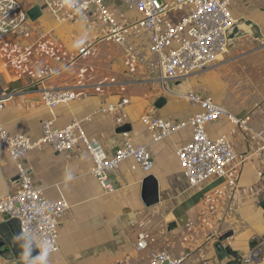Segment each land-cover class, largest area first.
<instances>
[{"label":"crops","instance_id":"crops-1","mask_svg":"<svg viewBox=\"0 0 264 264\" xmlns=\"http://www.w3.org/2000/svg\"><path fill=\"white\" fill-rule=\"evenodd\" d=\"M24 2L26 23L18 33L0 36L6 130L37 138L45 119L56 126L78 120L107 156L122 147L128 132L155 159L150 172L133 159L123 161L108 174L107 189L90 173L93 160L82 143L66 152L48 145L31 151L26 165L35 186L70 205L60 222V249L49 254L48 264H150L151 254L161 250L185 256L183 264H239L231 256L221 258L218 245L236 251L239 262L254 246L253 238L264 236V0H230L236 26L227 50L187 79L196 95L212 97L238 118L250 116L248 129L225 117L207 125L210 137L226 136L244 160L232 164L226 176L195 187L177 156L191 140V127L154 141L142 122L146 115L182 122L200 111L186 93L172 89L173 83L170 91L163 89L150 30L131 28L123 39L109 40L112 25L93 9L56 16L44 0ZM107 5L120 25L141 17L125 0H107ZM187 14L188 9L171 11L167 19L176 24ZM87 44L90 55L79 57ZM61 87L74 89L76 98L47 107L40 90ZM17 175L0 142V197L17 190ZM148 176L157 188L154 201L143 193ZM5 220L0 215V222ZM139 231L148 237L143 250L136 247ZM12 262L0 255V264Z\"/></svg>","mask_w":264,"mask_h":264},{"label":"built area","instance_id":"built-area-1","mask_svg":"<svg viewBox=\"0 0 264 264\" xmlns=\"http://www.w3.org/2000/svg\"><path fill=\"white\" fill-rule=\"evenodd\" d=\"M44 1L56 16L64 14L69 17L93 9L105 22L112 25L110 34L106 37L109 40L123 39L131 28L150 30V50L159 56L160 79L165 91H170L171 83L187 80L192 74L211 66L227 50L229 33L235 25L230 0H125L126 4L134 5L141 17L124 25L116 22L107 0ZM184 9H188V14L178 23L173 24L167 19L169 12ZM27 19L28 12L24 0H0L1 37L6 38L10 34L18 33ZM170 41L175 42L174 47L168 45ZM90 47V44L81 47L79 57L87 58L90 55ZM39 95L49 108L69 103L76 98L75 90L70 87L45 88L40 90ZM185 95L200 105V111L189 120L173 122L146 115L142 122L151 130L154 141L167 138L186 126L191 127V140L178 149L177 156L189 185L195 187L213 177L226 176L229 167L240 160L231 141L226 136L210 137L207 125L225 117L233 124L248 129L250 116L238 118L209 96L200 97L192 91ZM5 107V98L0 96L1 147L15 162L20 183L15 192L0 199V215L6 219H19L22 233L31 232L38 240L50 241L53 246L51 254L60 249V222L70 205L64 199H49L35 186L26 165V158L31 151L48 145L57 152H66L82 143L93 160L90 173L107 189L111 187L108 174L118 169L125 160H135L145 172H150L155 166V159L148 147L135 144L128 132H123L122 147L115 154L107 156L97 141L84 134L82 124L78 120L65 126H56L52 119H45L41 124V134L37 138L25 133L11 134L2 121ZM108 109L111 110V106ZM253 239L254 246L241 256L239 264L262 262L264 236ZM148 246L146 233L139 231L137 249L143 250ZM184 260L185 256L173 257L161 250L151 254L150 264H183Z\"/></svg>","mask_w":264,"mask_h":264},{"label":"water","instance_id":"water-1","mask_svg":"<svg viewBox=\"0 0 264 264\" xmlns=\"http://www.w3.org/2000/svg\"><path fill=\"white\" fill-rule=\"evenodd\" d=\"M235 26L236 25H234V27L231 29L229 33V39L231 37L230 35L235 32ZM172 89L179 93H188L190 91V86L188 85L187 80H182V81L174 82L172 84ZM15 181L19 185L20 178L18 175ZM143 193L145 196L150 195L151 197H154L152 198L151 201L157 199V188L153 187L152 176H148L147 178H145ZM6 196H1L0 199ZM20 235H22V231H21V224L19 219H15V218L6 219L5 221L0 222V255L3 256L4 258L14 261L12 262V264H23V258H22L23 248L21 247L23 241H20L18 239V236ZM226 237L227 235L224 236L221 240H224ZM33 243L34 244L32 247L31 256L34 258L35 256L40 254V249L38 248V246L35 245V242ZM218 248L221 252L220 255L221 258L223 256L224 258L231 256L234 258V261L236 263H239L238 262L239 255L236 251H233L231 247L229 246L223 247V245L220 243L218 245Z\"/></svg>","mask_w":264,"mask_h":264},{"label":"clouds","instance_id":"clouds-1","mask_svg":"<svg viewBox=\"0 0 264 264\" xmlns=\"http://www.w3.org/2000/svg\"><path fill=\"white\" fill-rule=\"evenodd\" d=\"M20 241H23L21 247L23 248L22 258L23 264H48V256L53 250L52 243L46 239H37L31 232H24L18 236ZM40 248V254L34 258L31 256L33 242Z\"/></svg>","mask_w":264,"mask_h":264}]
</instances>
